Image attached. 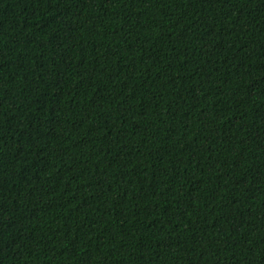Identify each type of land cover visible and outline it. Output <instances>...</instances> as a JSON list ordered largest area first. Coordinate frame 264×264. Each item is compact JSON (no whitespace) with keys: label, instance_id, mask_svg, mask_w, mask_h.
<instances>
[{"label":"trees","instance_id":"16d2710c","mask_svg":"<svg viewBox=\"0 0 264 264\" xmlns=\"http://www.w3.org/2000/svg\"><path fill=\"white\" fill-rule=\"evenodd\" d=\"M0 264H264V0H0Z\"/></svg>","mask_w":264,"mask_h":264}]
</instances>
